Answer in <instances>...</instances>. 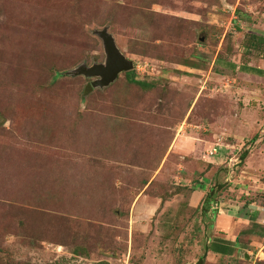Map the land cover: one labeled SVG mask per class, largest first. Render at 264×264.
<instances>
[{"label": "rangeland", "instance_id": "rangeland-1", "mask_svg": "<svg viewBox=\"0 0 264 264\" xmlns=\"http://www.w3.org/2000/svg\"><path fill=\"white\" fill-rule=\"evenodd\" d=\"M104 28L152 88L83 95ZM252 32L264 0H0V264H264ZM201 183L218 210L187 205Z\"/></svg>", "mask_w": 264, "mask_h": 264}, {"label": "water", "instance_id": "water-1", "mask_svg": "<svg viewBox=\"0 0 264 264\" xmlns=\"http://www.w3.org/2000/svg\"><path fill=\"white\" fill-rule=\"evenodd\" d=\"M96 34L101 38L105 53L104 62H94L87 66L81 64L68 74L77 76L83 75L87 78H93L92 81L86 84L83 95H86L94 88H104L113 83L120 73L132 70L134 67L133 61L125 56L118 48L114 37L110 34L107 28L96 30Z\"/></svg>", "mask_w": 264, "mask_h": 264}, {"label": "trees", "instance_id": "trees-1", "mask_svg": "<svg viewBox=\"0 0 264 264\" xmlns=\"http://www.w3.org/2000/svg\"><path fill=\"white\" fill-rule=\"evenodd\" d=\"M245 46L247 47L248 50H257L259 52H262L263 54H259L261 56H263L264 58V34L261 33H249L247 35L246 38V43ZM244 71H249L252 72L254 74L260 75V76H264V69L261 68H256V67H246L243 69ZM125 73V77L126 80L131 83V84H136L138 86H140L141 88H143V90H148V88H152L154 86L153 83L150 82H146L144 80H140L138 78H136V74L135 71L129 70L124 72ZM247 155V152L244 151L241 155H240V159L243 161L245 159ZM201 184H199V187L196 188V190L202 191L204 192L203 196V200L202 204H201V211L206 214L207 211L211 208L213 210H218L217 208H214V201H213V195H214V188H210L209 190H207V188H205L206 186H201ZM189 198L190 196H188V200H187V205L189 206ZM217 203V202H216ZM195 209H199V207L197 206V208ZM214 211V212H215ZM260 227V224L258 223H254L251 225L250 228H245L243 229L240 234H246V233H254V229ZM239 237L236 238L235 242L229 241V240H225V239H221V238H217L215 239L213 242H211L208 246H206V250L209 251L211 250L214 253H218L221 255H231L235 249L236 245H239ZM203 262V257L200 258L197 262V264H202Z\"/></svg>", "mask_w": 264, "mask_h": 264}, {"label": "crops", "instance_id": "crops-1", "mask_svg": "<svg viewBox=\"0 0 264 264\" xmlns=\"http://www.w3.org/2000/svg\"><path fill=\"white\" fill-rule=\"evenodd\" d=\"M247 67H250V66H247ZM246 72H249V71H246ZM203 196H204V192L202 191L196 190L192 192L189 198V206L197 207L200 204Z\"/></svg>", "mask_w": 264, "mask_h": 264}]
</instances>
